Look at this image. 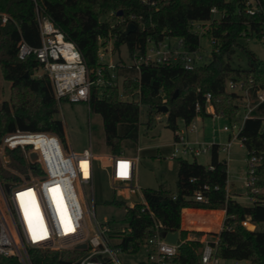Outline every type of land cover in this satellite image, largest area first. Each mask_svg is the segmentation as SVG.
I'll use <instances>...</instances> for the list:
<instances>
[{
    "label": "trees",
    "instance_id": "trees-1",
    "mask_svg": "<svg viewBox=\"0 0 264 264\" xmlns=\"http://www.w3.org/2000/svg\"><path fill=\"white\" fill-rule=\"evenodd\" d=\"M245 1L157 0L155 5H149L140 0H0V68L3 77L11 81V104L5 101L0 105V141L5 133L15 130L50 131L59 137L64 135L63 122L56 116L58 103L49 77L45 73L35 74L39 65L34 55L23 59L17 57L21 39L34 47L40 44L36 6L49 15L66 38L75 43L90 77L100 65L97 57L99 37L111 35L114 49L118 50L124 44L132 55L143 51L148 37L159 39L174 35L182 37L185 48L191 52L200 49V41L191 31L190 22L210 19L209 9L213 5L224 14L218 21L212 22L207 33L215 42L202 63L191 69L183 68L179 61L142 65L138 83L129 75L121 84V91L116 86L101 92L95 87L91 89L89 109L101 115L105 143L111 153H118L122 151L123 140L137 139L140 113L146 115L144 123L149 127L152 114L159 112L162 104L167 106L166 126L173 131L180 119L189 122L197 115V102L201 105L198 114L209 115L205 111L206 92L211 95L217 115L228 121L239 117L240 108L244 109L242 95L227 90L226 81H242L245 86L251 83L256 87L264 86L261 61L255 52L239 42L242 36H264V14L247 13ZM112 9H121L123 13L115 25L102 19ZM3 13L7 16L4 23L1 21ZM132 14L140 15V18L132 20L135 29L127 31ZM237 50L245 56L246 67L233 64L232 57ZM130 72L133 73L134 69ZM138 85L139 100L120 98L121 92L131 94ZM239 136L247 150V157H259L254 167L253 182L258 190L250 193L254 197L252 202L242 204L226 196L227 164L219 159V144L214 142L208 165L176 158L174 192L161 186L141 190L148 207L136 204L128 212L131 229L122 236L121 248L130 253L136 252L141 240L153 236L157 223L160 232L178 231L176 264H201L198 251L202 242L187 237L189 234L198 237L204 231L182 228L181 210L185 207L225 209L223 227L219 232L211 233L217 238L216 255L264 264V101L256 106L251 117L244 120ZM7 153L10 167L19 172L27 171L25 156L19 148L9 149ZM15 177L0 161V180ZM203 184L209 186L203 191L206 200L197 201L193 193ZM217 215L215 210L185 211L191 223L209 228L217 226L213 223ZM246 217L255 223V229L241 225V220ZM28 253L32 264H76L82 251L29 248ZM0 264L19 262L14 257H1Z\"/></svg>",
    "mask_w": 264,
    "mask_h": 264
},
{
    "label": "built area",
    "instance_id": "built-area-1",
    "mask_svg": "<svg viewBox=\"0 0 264 264\" xmlns=\"http://www.w3.org/2000/svg\"><path fill=\"white\" fill-rule=\"evenodd\" d=\"M140 1L149 5L157 3V0ZM245 2L247 13L264 14V2L261 0H246ZM209 11L210 19L192 20L190 29L198 37L206 36L211 46L215 40L213 37H208L207 33H209L212 22L218 21L224 14L214 5ZM35 13L40 44L34 47L21 39L17 46V57L23 59L29 55L35 56L39 69L47 74L51 81L58 106L62 101H85L89 107L93 87L101 92L107 87L116 86L121 91V84L129 75H132L137 83L139 82L142 65L179 61L183 68L191 69L204 60L200 49L190 52L185 48L182 37L166 35L159 39L148 37L141 52H134L132 55L128 52L126 58L119 57L117 58L119 60L109 58L105 61L104 56L106 54L111 56L112 50H115L114 39L110 35L99 37L97 57L100 65L95 69L93 77H90L75 43L66 38L49 15L38 6H36ZM120 17L121 15L112 9L104 14L102 19L115 25L121 20ZM139 18L140 15L132 14L128 23ZM6 20L7 16L3 13L2 23ZM130 69H134V72L131 73ZM226 89L240 93L244 104L241 120L233 119L229 121V125L222 126V130L229 136L226 142L219 144L218 150L225 151L228 156L235 140L238 139L242 143L239 133L244 120L251 117L256 106L264 101V86L256 87L252 83L245 86L242 81L227 80ZM139 93L138 85L131 94L121 92L120 98L139 100ZM205 102V111L212 118L219 117L215 113L209 92L205 94ZM200 111L201 105L197 102L195 104L197 115L189 122L179 120L178 126L174 129V140L171 144L173 149L170 156L172 158H184L189 154L196 156L211 151L212 142L189 136V133L197 132L195 119L200 116L198 114ZM15 148H19L25 156L26 172L15 171L9 167L10 158L7 151ZM32 151L36 153L35 160L30 158ZM98 157L100 156L94 154L90 147H84L79 151L71 146L64 147L61 138L50 131L15 130V132H7L2 136L0 141L1 164L16 177L6 181L0 180V258L14 257L19 264H32L28 253L29 248L77 249L82 251V254L77 258L76 264H121L118 254L124 250L120 246V241L122 236L131 229L128 212L136 204H143L145 206L143 208L148 207L141 188L137 184L136 171L139 156L138 153L129 155L124 151L102 155L105 159L103 167L107 169L112 187L115 193L117 192V195L123 198L120 204L123 206V219L127 229L122 231H111L105 220L98 221L95 203H92L91 208L86 202V208L83 209L76 192V184L81 187L90 185L93 200L94 162ZM258 159L256 155H250L247 158L246 188L250 202L254 199L250 193H256L258 190L253 185L254 167ZM83 163H85L86 174ZM209 168L212 166L209 165ZM207 189H209L208 184H203L202 188L195 190L194 199L205 201L203 191ZM226 196H229L227 189ZM85 216L88 217V221L85 220ZM241 225L246 228L252 225V229H255V223L247 217L241 220ZM155 226L153 236L144 238L139 243L147 246V262L149 264H176L174 258L178 252L179 239L174 243L167 241L162 232L157 229V223ZM114 238L120 239L114 241ZM200 241L202 242L198 251L200 263L217 264L220 258L216 255L217 238L201 237ZM81 243H85L86 247L77 248L76 245Z\"/></svg>",
    "mask_w": 264,
    "mask_h": 264
},
{
    "label": "rangeland",
    "instance_id": "rangeland-1",
    "mask_svg": "<svg viewBox=\"0 0 264 264\" xmlns=\"http://www.w3.org/2000/svg\"><path fill=\"white\" fill-rule=\"evenodd\" d=\"M200 53L203 57L210 53L211 46L206 36L201 35ZM239 42L246 45L250 50L256 53L261 66L264 68V36H242ZM112 55L106 54L104 60L124 57L128 55L126 45L122 44L119 50H112ZM234 65H241L246 67L245 56L237 50L233 57ZM41 69H37L35 74H43ZM11 104V81L6 80L0 68V105L3 102ZM244 109L240 108V115L237 120H241ZM153 120L149 127L144 123L146 115L141 112L138 126L137 139L123 140L122 151L129 154L138 153L137 160V184L142 189L163 187L171 192L176 190L177 178V161L172 158V142L174 140V131L166 126V115L162 112L153 113ZM56 116L63 122L64 135L60 137L64 147L71 146L74 150H81L84 147H90L94 154L99 155L94 164L95 172L93 176V200L91 197L90 185H83V187L75 185L76 192L79 196L81 206L86 208V202L92 208V203H95V211L98 221L103 222L109 219V222L119 227L127 226L124 221V210L120 201L122 196L115 193L111 181L108 177V172L103 165L105 159L102 155L109 153V147L105 143L104 129L102 124V117L99 113L90 110L88 104L84 101L67 102L62 101L58 106ZM197 125L196 133H189L190 137L196 136L199 140L208 142H216L222 144L227 141L228 133L222 130L223 125H229V121L223 117L202 116V118L195 119ZM140 147L139 149H137ZM219 159L227 162V178L228 187L231 196L238 202L249 204L246 188V171H247V150L240 140H235L229 150V155L226 152L219 150ZM210 152L201 153L193 156L189 154L184 158L192 161L208 165L210 162ZM9 164V163H8ZM3 166V165H2ZM10 167V166H9ZM15 170V169H13ZM17 171V170H15ZM85 193V195H83ZM123 193V192H122ZM59 203V202H58ZM60 204V203H59ZM120 204V206H119ZM59 207V206H58ZM88 221V217L85 216ZM252 229V225L248 226ZM208 239L214 236L208 233ZM120 238H114L118 241ZM147 246L142 244L136 252L128 253L122 251L118 254L121 264H149L147 262ZM217 264H251L245 259L236 260L231 258H219Z\"/></svg>",
    "mask_w": 264,
    "mask_h": 264
},
{
    "label": "crops",
    "instance_id": "crops-1",
    "mask_svg": "<svg viewBox=\"0 0 264 264\" xmlns=\"http://www.w3.org/2000/svg\"><path fill=\"white\" fill-rule=\"evenodd\" d=\"M208 116H211L210 114ZM202 118V116H198V118ZM220 117V116H219ZM229 136V134H228ZM228 139V137H227ZM226 142V141H225ZM214 143V142H212ZM216 143V142H215ZM224 143V142H223ZM110 152V151H109ZM129 154V153H127ZM129 155H133V154H129ZM227 164V162H226ZM226 189L228 190L229 192V196L231 198H233L230 194V191H229V187H228V178L226 180ZM234 199V198H233ZM236 200V199H235ZM243 204V203H242ZM215 210L216 212H218V215L216 216L215 218V221L213 222L215 225H217L216 227H206V226H201V225H195L194 223H191L190 220L188 219V217H191L190 215L187 217L185 216V211L186 210H194V212H197V210ZM192 214H194L192 212ZM191 214V215H192ZM225 209H211V208H196V207H185V208H182L181 210V226L182 228H185V229H190V230H202L204 231L203 234L199 235L198 237L195 236V235H192V234H189L188 235V239H193V238H197L200 240L201 237H207L208 236V233H213V232H219V230L222 228V225H223V220L225 218ZM256 227V225H255ZM216 237V236H214ZM208 238V237H207Z\"/></svg>",
    "mask_w": 264,
    "mask_h": 264
},
{
    "label": "water",
    "instance_id": "water-1",
    "mask_svg": "<svg viewBox=\"0 0 264 264\" xmlns=\"http://www.w3.org/2000/svg\"><path fill=\"white\" fill-rule=\"evenodd\" d=\"M117 14L118 15H122V10L121 9H118L117 10ZM135 29V23L133 22H130L128 23L127 25V31H132ZM177 94V90L174 92V96ZM158 110L162 113H165L167 111V106L165 104H162L159 106ZM30 158L32 160H35L36 159V153L34 151H32L30 153ZM7 186V185H6ZM162 235L164 236V238L169 241V242H176L178 240V231H164L162 232ZM77 248H85L86 247V244L85 243H81V244H78L76 245Z\"/></svg>",
    "mask_w": 264,
    "mask_h": 264
},
{
    "label": "bare ground",
    "instance_id": "bare-ground-1",
    "mask_svg": "<svg viewBox=\"0 0 264 264\" xmlns=\"http://www.w3.org/2000/svg\"><path fill=\"white\" fill-rule=\"evenodd\" d=\"M85 163H83V168H84V173L86 174L87 173V171H86V169H85ZM61 205V204H60ZM105 221L107 222L106 224H107V226H108V228L111 230V231H122V230H125L127 227L125 226V227H119V226H117L116 225V223L115 224H113V223H111V222H109V219H105Z\"/></svg>",
    "mask_w": 264,
    "mask_h": 264
}]
</instances>
